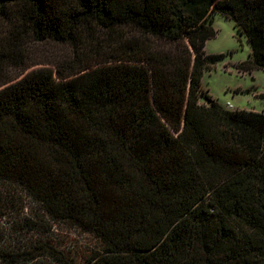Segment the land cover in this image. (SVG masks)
Returning <instances> with one entry per match:
<instances>
[{
    "label": "trees",
    "instance_id": "obj_1",
    "mask_svg": "<svg viewBox=\"0 0 264 264\" xmlns=\"http://www.w3.org/2000/svg\"><path fill=\"white\" fill-rule=\"evenodd\" d=\"M216 14L264 70V0H0V264H68L25 210L95 240L85 264H264V112L203 89ZM46 42L68 60L27 71Z\"/></svg>",
    "mask_w": 264,
    "mask_h": 264
},
{
    "label": "rangeland",
    "instance_id": "obj_2",
    "mask_svg": "<svg viewBox=\"0 0 264 264\" xmlns=\"http://www.w3.org/2000/svg\"><path fill=\"white\" fill-rule=\"evenodd\" d=\"M214 27L218 31L215 38L206 44L208 54L226 55L225 59L217 63L211 70L205 71L202 86L208 94L221 106L226 108L228 102L234 110H248L264 112V70L239 72L236 65L249 57L250 49L244 36H240L234 22L216 14ZM28 64L32 65L27 71L38 68H50L56 63H62L68 55V50L53 43H31L27 45ZM68 60V59H65ZM26 71V72H27ZM21 71L15 70L14 74ZM202 104L206 99L201 98ZM33 215L25 210L23 223L18 224L24 235L37 243L52 244L63 252V259L68 264H85L87 257L99 249L95 240L82 235L78 230L66 224H55L44 220H34ZM10 221V220H9ZM7 220H3L7 229ZM51 261L42 257L30 264H50Z\"/></svg>",
    "mask_w": 264,
    "mask_h": 264
},
{
    "label": "built area",
    "instance_id": "obj_3",
    "mask_svg": "<svg viewBox=\"0 0 264 264\" xmlns=\"http://www.w3.org/2000/svg\"><path fill=\"white\" fill-rule=\"evenodd\" d=\"M227 107H228L229 109H233V106H232L230 103L227 104Z\"/></svg>",
    "mask_w": 264,
    "mask_h": 264
},
{
    "label": "crops",
    "instance_id": "obj_4",
    "mask_svg": "<svg viewBox=\"0 0 264 264\" xmlns=\"http://www.w3.org/2000/svg\"><path fill=\"white\" fill-rule=\"evenodd\" d=\"M242 73V72H241ZM229 103V102H228ZM231 104V103H230ZM232 105V104H231ZM224 109H226V110H228V111H233V109H229L227 106H226V108H224Z\"/></svg>",
    "mask_w": 264,
    "mask_h": 264
}]
</instances>
